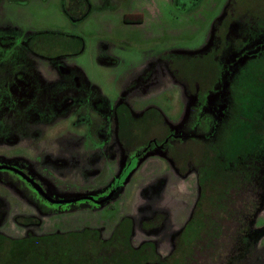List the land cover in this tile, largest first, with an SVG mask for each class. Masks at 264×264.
<instances>
[{"label":"rangeland","instance_id":"374dc122","mask_svg":"<svg viewBox=\"0 0 264 264\" xmlns=\"http://www.w3.org/2000/svg\"><path fill=\"white\" fill-rule=\"evenodd\" d=\"M235 10L264 21V0H0V164L27 169L54 199L105 198L125 155L118 113L183 122L189 99L160 55L202 54L215 33L225 37ZM249 69L255 73L235 85L237 114L215 144L187 139L182 168L151 154L111 202L47 207L24 182L0 173V264H57L10 261L18 256L12 245L70 234L83 236L92 253L85 260L120 240L94 264H264V204L251 232L239 224L254 214L257 184L218 196L228 164L246 151L253 152L246 161L261 156L264 147V124L247 117L264 100V59ZM206 153L219 157L212 163ZM212 164L221 174L201 189L209 172H198ZM59 242L69 249V238Z\"/></svg>","mask_w":264,"mask_h":264},{"label":"flooded vegetation","instance_id":"af4514ba","mask_svg":"<svg viewBox=\"0 0 264 264\" xmlns=\"http://www.w3.org/2000/svg\"><path fill=\"white\" fill-rule=\"evenodd\" d=\"M233 8L232 4H229L226 10L227 14ZM236 11L227 20L229 22L225 28V37L219 39L215 33L212 46L202 54L188 57L189 55L181 53L175 54L173 52H176V50H172L170 53L167 52L160 55L162 61L167 60L168 71L185 88V94L189 99V111L183 122L181 121L177 126L170 125L160 113L147 114L144 119H135L126 110L118 113L120 104L117 110L119 120L118 137L125 154L123 155V168L119 177L114 181L111 193L106 195L105 198L99 200L98 196L87 194L72 199H54L41 180L37 176L36 179L33 178L28 173V170L23 167L2 162L0 167H9V169H1L0 173H6L18 178L32 189L47 207L57 208L79 203L96 204L112 195V198L107 201L111 202L126 184L128 178L136 173L142 162L146 161V158L153 153L166 157L169 161L174 160L179 168H182L187 163L185 159H188L189 156L181 155L179 152L181 145L187 139L193 142L199 140L211 141L212 144L217 142H213L214 138H217V134L223 125L234 119L237 114V104H234L233 101V94L236 90L235 85L239 82L240 77L243 78V76L250 73H255L253 70L251 72L249 68L264 59V21L262 23H258V21L251 22L252 20L250 21L245 13L239 12L237 15ZM226 19L227 16L224 21ZM181 56H186L187 58L184 60ZM187 61H189L187 65L190 67L188 71L192 75L185 74L184 64ZM69 100L70 103H67V105H73L74 100ZM247 117L249 120L264 124V100L258 106L256 105L254 109L247 111ZM153 130L156 132L155 136L151 135ZM262 150L261 156L259 155L257 158H261L260 161L262 166H264V147ZM217 153L219 154V152ZM206 154L212 163L216 162V157H219V155L215 157L212 154ZM250 156L248 151H246L238 155L233 163L228 164L225 168V173L229 170V183H231L232 175L235 173L237 165L242 164L244 170L251 168L255 162L253 159L255 157L246 161V158ZM196 164L197 162L194 165ZM221 168L215 164H212L210 168L203 167L198 172V177H201L202 172L206 170L210 175L209 180H214V176ZM21 174L26 176L32 183ZM256 176L257 182L252 179V183L249 186L257 184L255 203L256 205H261L264 204V167ZM204 181L206 182V178ZM200 188L203 189L204 185ZM39 190H42V193ZM85 197L88 199H83ZM77 198L82 199L74 203H56Z\"/></svg>","mask_w":264,"mask_h":264},{"label":"trees","instance_id":"16d2710c","mask_svg":"<svg viewBox=\"0 0 264 264\" xmlns=\"http://www.w3.org/2000/svg\"><path fill=\"white\" fill-rule=\"evenodd\" d=\"M67 13V8H66ZM69 13V11H68ZM67 13V14H68ZM189 61H187L184 64V70L185 74L192 75V73H189L190 67L187 65ZM260 149V148H259ZM253 152H249L251 154ZM257 153V152H254ZM255 162L252 164L251 168L248 170H244L242 166L235 169V173L232 175L231 183H229V178L226 176V178L223 179V176L220 175L219 171H217L216 176H219L220 186L221 190L219 192V197L223 198L229 192V190H235L236 192L243 194V191L246 192L248 189H244V185L247 183H252V179L255 180L256 175L260 170L264 167L262 166V163L260 159H258V155H254ZM248 166V165H246ZM262 166V167H261ZM250 167V166H248ZM225 172V171H224ZM219 173V174H218ZM209 174L206 176V182L203 181V185L208 183L209 180ZM200 184V183H199ZM202 187V185H200ZM257 189H253V193H256ZM248 194V193H244ZM227 196V195H226ZM261 205H254V214L248 219L243 220L242 222H239L240 225H242V228L244 229L245 234L252 231V227L255 226L257 223V216L259 215V211H261ZM262 212V211H261ZM250 227V228H249ZM69 238L71 242L69 243V249L63 248V245L59 242L60 240H63L64 238ZM83 237L78 234H70L67 236H51V237H44L39 239L38 241L33 240L31 242H15L12 245L13 252H18V256L16 258L11 257L10 261H18V262H26L28 259H32L36 256V258H41L44 261H47L48 259H51L57 264H61L65 261V258L67 257L69 260H67L68 264H94L96 261H103L106 262L107 258L111 256V254L114 253V249L116 246L120 243V240L116 238L114 241L109 243H102L99 251L92 257L91 259H84V257L87 255L89 257L92 253L87 252L88 249H86V242L81 241L80 238ZM77 240V241H75ZM31 247L30 249H26L25 247ZM116 250V249H115ZM90 255H89V254ZM95 256V258H94ZM80 260H85L84 263H78ZM29 261V260H28ZM27 261V262H28Z\"/></svg>","mask_w":264,"mask_h":264},{"label":"water","instance_id":"95a60500","mask_svg":"<svg viewBox=\"0 0 264 264\" xmlns=\"http://www.w3.org/2000/svg\"><path fill=\"white\" fill-rule=\"evenodd\" d=\"M1 169H9V167H0V170ZM24 178H26V176H24L23 174H21ZM28 181H30L28 178H26ZM31 182V181H30ZM32 183V182H31ZM35 185V184H34ZM36 187V186H35ZM41 193H42V190H39ZM112 198V195H110L108 198H106L105 200H102V201H99V202H97V204H99V205H102V204H104V203H106L107 201H109L110 199ZM80 199H82V198H77V199H73V200H69V201H58V202H56V203H59V204H63V203H74V202H76V201H78V200H80ZM83 199H88V198H83ZM90 199V198H89ZM55 202V201H54Z\"/></svg>","mask_w":264,"mask_h":264}]
</instances>
